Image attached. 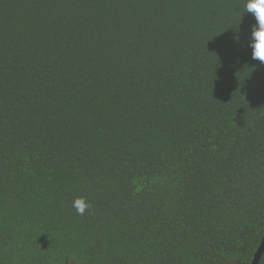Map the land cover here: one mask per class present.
I'll return each mask as SVG.
<instances>
[{"label":"trees","instance_id":"16d2710c","mask_svg":"<svg viewBox=\"0 0 264 264\" xmlns=\"http://www.w3.org/2000/svg\"><path fill=\"white\" fill-rule=\"evenodd\" d=\"M254 23L244 0H0V264H251Z\"/></svg>","mask_w":264,"mask_h":264},{"label":"clouds","instance_id":"9594fccd","mask_svg":"<svg viewBox=\"0 0 264 264\" xmlns=\"http://www.w3.org/2000/svg\"><path fill=\"white\" fill-rule=\"evenodd\" d=\"M245 14H251L255 23L251 25V34L247 37V47L251 49V59L264 64V0H244ZM242 29L239 27L238 34L234 39L239 42V33ZM72 207L76 213L83 216L85 211L91 205L83 198L78 197L73 200Z\"/></svg>","mask_w":264,"mask_h":264},{"label":"water","instance_id":"95a60500","mask_svg":"<svg viewBox=\"0 0 264 264\" xmlns=\"http://www.w3.org/2000/svg\"><path fill=\"white\" fill-rule=\"evenodd\" d=\"M263 254H264V238H263V241H262L260 247L258 248V250L255 254L254 260L252 261L251 264H259Z\"/></svg>","mask_w":264,"mask_h":264}]
</instances>
